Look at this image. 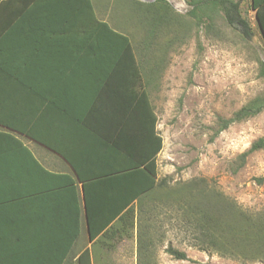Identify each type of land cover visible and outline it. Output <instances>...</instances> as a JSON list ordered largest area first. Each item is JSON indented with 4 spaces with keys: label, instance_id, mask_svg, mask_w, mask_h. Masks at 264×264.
I'll list each match as a JSON object with an SVG mask.
<instances>
[{
    "label": "crops",
    "instance_id": "crops-1",
    "mask_svg": "<svg viewBox=\"0 0 264 264\" xmlns=\"http://www.w3.org/2000/svg\"><path fill=\"white\" fill-rule=\"evenodd\" d=\"M56 1L0 3V61L8 68L0 69V264H60L63 255L74 264L83 249H139L137 225L128 237L91 240L83 183L66 157L88 176L122 172L150 151L140 80L100 27L105 21L122 33L104 19L100 0L96 19ZM24 147L75 183L47 189L54 179L27 165ZM107 205L91 200L99 214Z\"/></svg>",
    "mask_w": 264,
    "mask_h": 264
},
{
    "label": "rangeland",
    "instance_id": "rangeland-1",
    "mask_svg": "<svg viewBox=\"0 0 264 264\" xmlns=\"http://www.w3.org/2000/svg\"><path fill=\"white\" fill-rule=\"evenodd\" d=\"M131 1L154 2L100 0L97 5L108 10L106 21L131 36L140 65L142 53H148L145 64L156 62L152 67L154 79L147 89L163 138L157 156V180L166 181L164 193L170 196L164 199L166 207L154 206L150 199L144 200L141 208L136 207L137 215L141 209L138 234L141 228L151 242L149 249H142V256L139 249H92L93 264H264V260L243 262L199 250L195 246L198 231L183 218L190 206L186 187L191 183L194 194L214 190L249 213L264 211V182L257 181L264 177V149L251 153L235 171L238 157L264 138V111L218 133L220 119H229L249 101L264 95V78L260 76L264 34L258 9L253 0L242 5L255 32L251 40H244L220 20L216 21V30L221 32L198 28L187 16L186 2L168 0L181 27L167 30L166 37L147 48L144 11L133 9ZM175 35L177 39L166 44ZM200 198L196 195L192 204ZM168 246L183 251L187 260H174L166 253ZM81 250L74 249L73 255Z\"/></svg>",
    "mask_w": 264,
    "mask_h": 264
},
{
    "label": "trees",
    "instance_id": "trees-1",
    "mask_svg": "<svg viewBox=\"0 0 264 264\" xmlns=\"http://www.w3.org/2000/svg\"><path fill=\"white\" fill-rule=\"evenodd\" d=\"M5 1L6 5L24 6L26 0H0V3ZM186 2L189 10L187 16L195 26L204 27L205 31H217L216 21L220 20L237 33L244 40H251L255 36V32L250 20L244 16L242 5L246 0H183ZM66 7H77L80 10L78 16L89 15L93 16V7L96 3L93 0H57ZM96 2V1H95ZM133 9L144 11V20L147 27V40L145 45L148 48L156 40H161L166 37L167 30L173 31L177 27H181L177 17L174 16V10L168 0H154L152 3H142L140 1H131ZM36 3V2H35ZM34 3V5H35ZM253 6L258 9V22L264 34V0H253ZM24 17V14L22 15ZM99 22V21H97ZM100 27L107 32L109 38L118 41L119 46L122 45L123 52L129 56L131 68L135 72V80H140L141 100H142V117L150 118V151L145 152L138 161L129 163L122 172L96 175H83L81 168L75 161L69 157L66 160L74 168L78 179L83 183L84 197L86 204V214L88 219L89 234L91 240H94L99 235L103 237H111L113 234H118L119 238L128 234L138 224L140 219V208L144 200L150 199L154 206L162 204L164 207L167 201H164L170 194L166 190V181L157 180V156L163 148V138L158 130L155 131V126L158 124V117L155 114V108L151 102L148 92V82L154 79L155 70L150 61L146 64L144 59L148 57V53H142L143 62L140 65L135 46L130 35L124 32L119 33L112 29L107 22H99ZM172 29V30H170ZM121 32V31H120ZM178 35L166 41L171 44ZM264 39V38H263ZM145 64V65H144ZM8 69L0 61V69ZM145 71V72H144ZM150 72V73H146ZM139 75H137V73ZM260 76L264 78V62H260ZM21 81V79H16ZM264 111V95H260L249 101L240 110L236 111L229 119H220L219 132L229 128L234 123H239L250 119ZM22 146V144H21ZM146 145V150H147ZM24 157L27 165H31L39 173L46 175L54 182H50L46 188L50 189L59 184L75 183V179L66 175H57L45 170L41 164L35 159L28 148L24 147ZM264 149V138L255 141L250 149L242 153L237 160L235 171L239 170L246 162L248 156L256 151ZM34 170V171H35ZM35 171V172H36ZM52 181V180H51ZM57 181V182H55ZM258 183L264 182V177L257 179ZM96 184H105V188H92L89 192V187ZM193 184H188L186 192L190 196L189 208L183 213V218L187 220L189 225L198 231L195 236V246L201 251H209L218 253L222 257L237 259L243 262L264 260V211L258 213H249L243 210L233 200L225 197L223 194L214 190L204 189L194 194L192 192ZM162 193L158 197V194ZM179 193V192H178ZM183 193V192H182ZM200 196V200L192 204L193 199ZM108 199L107 207H103V212L98 213V209L91 207V200L96 202L97 199ZM181 209L183 203L179 200ZM186 201H184L185 205ZM93 206V205H92ZM138 214H136V207ZM107 212V216H104ZM143 214L145 212L142 211ZM118 218V226L116 222ZM139 218V219H138ZM113 223V224H112ZM141 227V226H140ZM144 231L138 234L139 255L144 252L142 249H149V236ZM71 249H67L66 256ZM92 249H83L78 255L74 264H93ZM166 253L174 260L184 261L187 256L183 251H179L172 246L166 248ZM61 257L60 264H64L67 257Z\"/></svg>",
    "mask_w": 264,
    "mask_h": 264
}]
</instances>
